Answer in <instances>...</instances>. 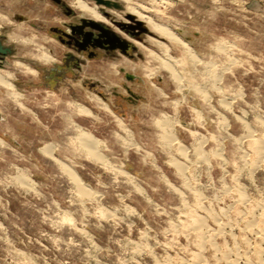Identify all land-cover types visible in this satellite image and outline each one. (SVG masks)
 Segmentation results:
<instances>
[{
	"label": "rangeland",
	"instance_id": "1",
	"mask_svg": "<svg viewBox=\"0 0 264 264\" xmlns=\"http://www.w3.org/2000/svg\"><path fill=\"white\" fill-rule=\"evenodd\" d=\"M85 1L0 0V264L256 263L264 0Z\"/></svg>",
	"mask_w": 264,
	"mask_h": 264
},
{
	"label": "bare ground",
	"instance_id": "2",
	"mask_svg": "<svg viewBox=\"0 0 264 264\" xmlns=\"http://www.w3.org/2000/svg\"><path fill=\"white\" fill-rule=\"evenodd\" d=\"M74 2H75V5L79 8V10H81L82 12H84V13H86V14H88V15H90L91 17H93L94 19H96V20H99V21H103L105 18L101 15V13L98 11V9H97V7L96 6H92V5H90L87 1H85V0H73ZM132 15H136V16H139V17H143L142 19H141V22L142 23H144L145 21L156 31V32H158V33H160V34H165V36H169V37H175L174 36V32L168 27V26H166V25H164V24H162V23H159V22H156L152 17H150V16H146L144 13L142 14L136 7L135 8H132ZM158 36V35H157ZM164 37V36H163ZM180 39V38H179ZM180 41H182L181 39H180ZM164 46V45H163ZM189 46V45H188ZM161 47H162V45H161ZM188 49V48H187ZM152 50V49H151ZM165 50V49H164ZM169 50V49H168ZM149 52V51H148ZM155 53V52H154ZM158 53V52H157ZM165 53H167V52H165ZM163 54V53H162ZM43 56V55H42ZM152 56H154V55H152ZM151 56V57H152ZM157 56V55H156ZM162 56V55H161ZM167 57H168V55H167ZM166 59V58H165ZM168 59V58H167ZM156 60V59H155ZM172 60V59H171ZM48 61V60H47ZM162 63V62H161ZM173 63V62H172ZM165 66V65H164ZM170 66V65H169ZM172 69H174V68H171V70ZM152 71V70H151ZM149 73V72H148ZM8 78H5L4 76H2L1 74H0V82H1V84L3 83V84H5V85H7V86H9V87H14V85L9 81V79L7 80ZM177 80V79H176ZM105 105V104H104ZM105 108H107L108 109V106L106 105L105 106ZM79 110H80V112H89V109H87V108H84V107H80L79 108ZM169 118V117H168ZM162 121V120H161ZM169 123H171V122H169ZM161 124V123H160ZM172 124V123H171ZM166 127H168V126H166ZM167 129V128H166ZM252 132V131H251ZM167 133V132H166ZM174 133V132H173ZM169 134V133H168ZM167 136V135H166ZM171 136V135H170ZM250 138H254V134H252V133H249V135H248ZM79 139H80V143H81V145L83 146V148L85 149V150H87L88 151V153L89 154H91L92 155V157H94V158H99V154H98V152H97V145H98V141L93 137V135L88 131V130H86V129H83V128H80V133H79ZM172 139H174V138H172ZM256 139V138H255ZM254 140V139H253ZM257 140H259L258 142H261V140L260 139H257ZM256 140V141H257ZM261 144V148L263 147V145H264V142H262V143H259V145ZM258 146V145H257ZM250 147V146H249ZM254 148V147H253ZM261 148H259V149H261ZM50 149V148H49ZM259 152V151H258ZM262 152V151H261ZM260 152V153H261ZM203 153V152H202ZM259 153V154H260ZM258 154V155H259ZM263 156V155H262ZM105 158V157H104ZM258 158H259V156H258ZM102 159H103V157H102ZM101 160V159H100ZM99 160V161H100ZM258 160V159H257ZM59 161V163H60V165H62L63 166V168L65 169V170H67L76 180H77V184H80V185H82V182H81V179L73 172V170L72 169H70V167L66 164V163H64L63 161H60V160H58ZM104 162H106V161H104ZM259 163V162H258ZM239 189V188H238ZM245 198V197H244ZM243 199V198H242ZM244 202H246L245 201V199H244ZM262 205V204H261ZM261 207V206H260ZM193 210V209H192ZM208 212V211H207ZM196 214V213H195ZM212 214H210V216H211ZM262 219H261V223H262V228H263V232H260V235H262L263 236V241H264V206H263V209H262ZM211 217H213L214 218V220L216 221V222H218V220H217V218L214 216V215H212ZM255 217V216H254ZM257 217V216H256ZM192 219H194V218H192ZM203 218H200V219H196V220H198V226L195 228V229H197V230H199V231H202V232H204V228H205V224H204V221L202 220ZM258 221V219H254V221H252L251 222V226L252 225H255V227L257 226V222ZM218 225H219V227H218V230L219 231H221V229H223V225L221 224V222H218ZM217 225V226H218ZM222 225V226H221ZM254 227V226H253ZM209 227H207V229H208ZM206 232V231H205ZM208 232V231H207ZM258 232V231H257ZM198 233V232H197ZM200 233V232H199ZM259 234V233H258ZM203 236H207V235H204L203 234ZM211 236H212V234H211ZM210 236V237H211ZM204 240V239H203ZM212 240V239H211ZM204 243H205V241H204ZM202 245V244H201ZM139 251V250H138ZM240 252V251H239ZM258 260L256 259V263L253 261V262H251V261H248L247 263H245V264H264V247L263 248H259L258 249ZM242 255V254H241ZM223 259L225 260V262H226V264H240V263H238V260L237 259H232L231 257H230V255H228L227 253L223 256ZM178 262V261H177ZM202 262V261H201ZM198 263V264H202V263ZM167 264V263H166Z\"/></svg>",
	"mask_w": 264,
	"mask_h": 264
},
{
	"label": "water",
	"instance_id": "3",
	"mask_svg": "<svg viewBox=\"0 0 264 264\" xmlns=\"http://www.w3.org/2000/svg\"><path fill=\"white\" fill-rule=\"evenodd\" d=\"M98 1H100V2H104L106 5H108V6H112V5H114L115 7H119V4L118 3H116V2H112V1H110V0H98ZM131 18H133V17H131ZM95 24V23H94Z\"/></svg>",
	"mask_w": 264,
	"mask_h": 264
},
{
	"label": "flooded vegetation",
	"instance_id": "4",
	"mask_svg": "<svg viewBox=\"0 0 264 264\" xmlns=\"http://www.w3.org/2000/svg\"><path fill=\"white\" fill-rule=\"evenodd\" d=\"M116 39V38H115ZM117 40V39H116ZM119 41V40H118Z\"/></svg>",
	"mask_w": 264,
	"mask_h": 264
}]
</instances>
